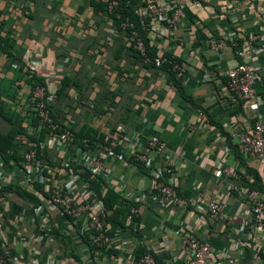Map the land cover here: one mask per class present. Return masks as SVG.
I'll use <instances>...</instances> for the list:
<instances>
[{
  "label": "crops",
  "instance_id": "0c3cea01",
  "mask_svg": "<svg viewBox=\"0 0 264 264\" xmlns=\"http://www.w3.org/2000/svg\"><path fill=\"white\" fill-rule=\"evenodd\" d=\"M166 1L182 7L179 28L171 30L163 17H150L148 36L159 55L174 54L185 62L187 73L180 90L167 71L145 65L130 50L125 31L91 0H0V36L8 35L12 44L10 52L0 47L1 99L12 119L19 117L25 127L30 126L28 98L37 77L65 126L78 131L88 125L105 134L121 125L127 134L155 133L165 141L163 155H151L154 165H173L178 206L142 193L152 184L150 167L136 163L130 153L133 142L120 141L117 151L122 156L107 158L111 175L105 181L122 196L135 194L138 228L126 226L115 234L118 227L112 225L111 248L122 259L101 256L97 264H135L139 245L157 249V264H186L189 254L180 240L185 228L208 241L214 257L229 255L236 264H264L254 250V245L264 242L263 236L259 229L250 233L242 227L243 217L251 212L231 183L247 186L220 170L224 163L250 181L257 173L264 186V153L259 159L246 155L232 137L240 129L250 130L257 120L264 122V0H200L201 5ZM251 32L259 33L253 44L247 41ZM239 33L247 34L241 47L260 76L257 110L248 103H234L228 93L225 71L242 60L229 37ZM213 38L225 40V46L213 49ZM121 44L125 47L117 57ZM64 78L69 80L58 93ZM9 127L10 122L0 116V131ZM41 141L45 171L35 180L41 189L34 182L26 183L18 160L6 161L0 153V242L16 257L14 264H89L83 253L85 242L76 237L71 220L60 209L50 218V231L34 210L45 204L43 175L59 172L62 179H76L66 166L71 151L60 132H47ZM7 184L15 189H4ZM210 198L226 203L222 220L209 217ZM79 221L84 224L87 217Z\"/></svg>",
  "mask_w": 264,
  "mask_h": 264
},
{
  "label": "built area",
  "instance_id": "2783aa9c",
  "mask_svg": "<svg viewBox=\"0 0 264 264\" xmlns=\"http://www.w3.org/2000/svg\"><path fill=\"white\" fill-rule=\"evenodd\" d=\"M142 5L139 12L144 17H163L171 30H176L180 26L184 12L182 7L176 2H167L166 0H139ZM196 5H201L200 0H190ZM264 16V11H262ZM259 38L258 32H251L248 37L249 44H253ZM183 41V40H181ZM229 41L233 46L237 47V54L242 59L235 66L227 68L225 74L227 76L228 93L231 100L236 103H248L250 108L257 110L259 102L257 100V84L260 76L255 68L247 61V51L239 46L234 34H231ZM226 44L223 39L213 38L210 40V46L215 50H221ZM134 46L144 53V43L142 39L137 38ZM239 46V47H238ZM255 50V48H254ZM256 51L259 49L256 48ZM161 61L168 62L177 77L184 79L187 73L186 64L174 54L162 57ZM49 100L46 95L44 86L37 85L33 90L31 98V111L28 117H37V125L26 124L28 133L39 136L42 128L50 126L52 130L59 127L52 122L50 110L48 108ZM201 115L204 113L201 111ZM60 136L66 140L71 151L70 159L66 162L69 173L74 175L76 179L65 180L59 172L53 175H43L45 204L35 207V212L39 213L44 223V229L50 231V218L56 208L69 219L70 226L75 230L77 238L82 239V235L89 231L90 243L86 244L83 253L87 254L89 264H97V260L101 256L107 259H113L118 262L122 259L119 254H115L111 246V237L108 233L112 229L111 223L107 220V209L101 199L97 197L96 190L92 187V181L98 176L109 177L110 170L107 168L106 160L110 156L121 157L122 154L117 151L119 142H133L135 148H131V155L140 162L147 164L150 168L152 184L149 189L142 193L152 195L159 198L164 204L178 206L180 196L176 192L174 185L175 169L169 162L161 164H153L154 158L151 152H155L157 156H162L166 150L165 141L155 133L142 136L140 133L127 134L123 127L118 125L115 129H111L105 133L102 148L92 150L91 148H70L73 131L65 128L60 132ZM236 140L238 148L246 155L255 158H261L264 153V122L255 121L250 130L240 129L232 134ZM27 140V147L22 148L19 164L26 176V183L33 184L38 173L44 174L45 165L40 159L39 151L41 150L42 141L32 140L23 136L22 141ZM220 170L231 177H238L239 172L232 167L220 165ZM80 173L88 174L87 177ZM77 175V176H76ZM2 178V169H0V179ZM231 188L235 189L240 197L248 204L251 214L242 219V227L252 233L259 229L264 239V199L263 193L256 189H249L245 186L235 185L231 183ZM202 193L198 192L197 197H201ZM124 197L134 203H130V212L127 214L126 225L136 231L138 228V220L140 207L137 204L135 194H129ZM226 203L223 200L210 198L207 201V213L213 220H222L226 214ZM82 216L87 217L84 224L80 223ZM122 228H116V233H121ZM46 232L40 231V235ZM261 238V239H262ZM181 246L188 251L186 264H236L234 257L225 255L222 257H214L212 247L206 240L199 238L193 230L185 228L180 233ZM254 250L259 251V259L264 260L260 256V250L264 251V242L254 245ZM157 249L147 248L146 252L136 258L135 264H157ZM32 258V257H29ZM14 257L5 243L0 242V264H14ZM111 264V263H110Z\"/></svg>",
  "mask_w": 264,
  "mask_h": 264
},
{
  "label": "trees",
  "instance_id": "16d2710c",
  "mask_svg": "<svg viewBox=\"0 0 264 264\" xmlns=\"http://www.w3.org/2000/svg\"><path fill=\"white\" fill-rule=\"evenodd\" d=\"M92 4L96 9L104 11L110 18H112L119 29H123L127 35L128 40L130 41V50L135 53V55L144 62L145 65H154L156 67L162 68L169 74V79L176 85V87L180 90L182 88V79L177 77V74L174 70H172L171 65L168 62L159 61L162 57L170 56V53H163L162 55L158 54L157 47L153 46L150 42V37L148 36V30L151 26L150 17H144L139 12V7H141L142 3L139 0H91ZM137 38L142 39L144 43L145 51L141 53L135 46V42ZM247 39V34H241L236 37L239 46L242 45V42H245ZM246 43V42H245ZM238 46V47H239ZM0 47L10 52L12 48V44L10 42V37L8 35L0 36ZM124 45H120L117 50V57L124 49ZM234 50H237V47L234 46ZM237 53V52H236ZM69 79L64 78L62 81V86L58 90L60 93L64 85L68 82ZM41 85L44 86V82L36 77V80L32 82V93L28 98V112L31 111V98L33 96V90L35 86ZM258 85V84H257ZM45 87V86H44ZM242 104V103H240ZM48 108L50 110V116L52 118V122L57 124L55 130H52L50 126H46L42 128L39 133V136L32 135L28 133L26 127L22 124V121L18 119H12L8 115V111L6 110V106L4 101L1 99V90H0V116L10 122V127L6 132L0 131V153L4 155V159L6 161L10 160V158L14 160H20L22 148L27 147V140L25 142L22 141L23 136L28 137L32 140H42L44 139L47 132H62L65 128H70L65 126L63 122H61L55 113L52 110V106L48 104ZM31 123L33 125H37V117L32 116ZM73 131V139L71 143V148H91L92 150H97L98 148H102V144L104 141L105 134L103 132H98L94 130L92 127L88 125H84L78 131L74 128H70ZM22 135V136H21ZM238 151V145L236 146ZM241 151V150H240ZM20 152V153H19ZM42 156V152L39 151V156ZM135 160V159H133ZM136 163L141 165V162L136 159ZM85 177L88 174H84ZM244 180L245 185L249 189H256L263 193L264 186L261 183V179L257 173L253 175V179L250 181L244 177H241V174L237 177ZM34 185L41 189V184L38 182H34ZM92 187L96 190L97 197L101 199L108 211L107 220L111 225L116 227L125 228L127 214L130 212L129 204L132 202L122 196L119 192L113 189L105 179L101 176H98L96 179L92 181ZM4 189L11 190L15 189L13 185L7 184L3 186ZM43 190V189H42ZM136 204L135 202H132ZM138 220V218H137ZM128 227V226H127ZM53 231V230H52ZM90 232L86 231L82 235V241L86 244L90 243ZM71 237L68 236V243L70 244ZM147 248L145 245H139L136 247L135 251L138 256H141L146 252ZM260 256L264 257V253H261ZM137 256V257H138ZM157 256V254H156ZM76 258L80 259V256L76 254ZM158 262V256H157Z\"/></svg>",
  "mask_w": 264,
  "mask_h": 264
}]
</instances>
